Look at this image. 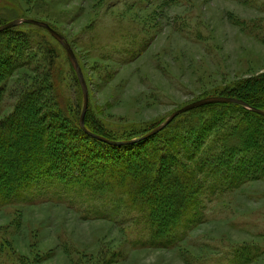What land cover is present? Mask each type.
<instances>
[{
    "label": "rangeland",
    "instance_id": "1",
    "mask_svg": "<svg viewBox=\"0 0 264 264\" xmlns=\"http://www.w3.org/2000/svg\"><path fill=\"white\" fill-rule=\"evenodd\" d=\"M20 19L44 22L67 41L87 87L89 119L122 141L264 76V0H0L1 21ZM37 28L17 29L52 49L53 63L12 70L0 119L45 71L57 105L80 101L82 108L63 48ZM29 52L40 57L42 47ZM64 195L40 181L0 205V264H264V178L207 202L204 222L169 249L150 247L127 217L88 214L101 210V200Z\"/></svg>",
    "mask_w": 264,
    "mask_h": 264
},
{
    "label": "trees",
    "instance_id": "2",
    "mask_svg": "<svg viewBox=\"0 0 264 264\" xmlns=\"http://www.w3.org/2000/svg\"><path fill=\"white\" fill-rule=\"evenodd\" d=\"M4 24L0 20V26ZM18 27L0 32V98L13 69L53 63V50ZM40 45V57H27ZM44 74L0 119V205L47 181L55 194H77L85 202L101 200V210L87 213L110 221L127 217L150 247L169 249L204 222L207 202L264 178L263 115L237 104H207L177 116L148 139L111 146L80 129V101L75 108L57 105L48 85L52 77ZM214 95L241 100L264 112V76L237 82ZM84 124L91 133L124 140L90 120L89 106Z\"/></svg>",
    "mask_w": 264,
    "mask_h": 264
},
{
    "label": "water",
    "instance_id": "3",
    "mask_svg": "<svg viewBox=\"0 0 264 264\" xmlns=\"http://www.w3.org/2000/svg\"><path fill=\"white\" fill-rule=\"evenodd\" d=\"M22 24H30L33 26H36L38 28L43 29L45 32H47L49 34V36L54 39L64 50L65 54H66V58L68 60V63L70 65V67L72 68V70L75 72L76 75V79L79 85V88L81 90V94H82V98H83V104H82V110H81V114L79 116V120H78V125L80 127V129L89 137H91L92 139H95L99 142H102L104 144L107 145H111V146H120V145H131V144H135L138 143L142 140L148 139L152 136H154L155 134H157L158 132H160L163 128H165L174 118H176L177 116L186 113L192 109L207 105V104H213V103H230V104H237L240 105L242 107H244L247 110L253 111L255 113H258L260 115L264 116V112L263 111H258L255 110L253 108H251L249 105H247L246 103H244L241 100H237L234 98H227V97H221V96H215V97H207V98H203L200 100H197L195 102H192L190 104L185 105L184 107L174 111L168 118L166 121H164L161 125H159L158 127L154 128L153 130H151L149 133L136 138V139H132V140H128V141H112L109 140L105 137L93 134L91 132H89L88 130H86L85 128V124H84V119H85V114L88 108V91H87V87L81 72V69L77 63V60L75 58V55L72 51V49L70 48L69 44L67 43V41L56 31H54L48 24L44 23V22H40V21H35V20H25V19H20V20H14L11 22H8L2 26H0V32L6 31L8 29H12V28H16Z\"/></svg>",
    "mask_w": 264,
    "mask_h": 264
}]
</instances>
